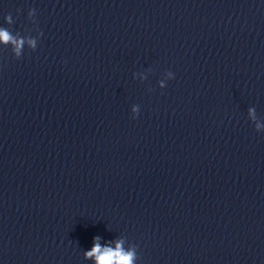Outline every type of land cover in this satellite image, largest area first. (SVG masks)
Segmentation results:
<instances>
[{"label": "clouds", "instance_id": "obj_1", "mask_svg": "<svg viewBox=\"0 0 264 264\" xmlns=\"http://www.w3.org/2000/svg\"><path fill=\"white\" fill-rule=\"evenodd\" d=\"M35 12V8H32L30 10V15ZM12 37L10 34L4 30L0 29V40L4 42H8L11 40ZM22 43V42H21ZM19 47L20 45H17V56H19ZM172 78H174V73L170 71L169 73ZM161 87H164L163 84H161ZM135 112L136 109H133ZM250 113L254 110L250 109ZM138 116V115H137ZM137 116H133L132 118L135 119ZM259 128L260 125H257ZM99 237L95 238L92 250L87 252L85 255L88 258L94 257L97 264H134L135 261V252L133 250L125 251L122 247V242H118L115 249H112L110 247H104L102 248L99 244Z\"/></svg>", "mask_w": 264, "mask_h": 264}]
</instances>
